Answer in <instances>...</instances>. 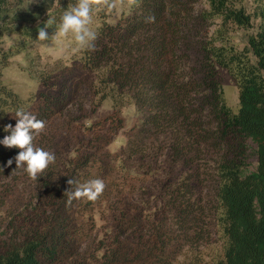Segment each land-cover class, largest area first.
Wrapping results in <instances>:
<instances>
[{"label": "trees", "instance_id": "trees-1", "mask_svg": "<svg viewBox=\"0 0 264 264\" xmlns=\"http://www.w3.org/2000/svg\"><path fill=\"white\" fill-rule=\"evenodd\" d=\"M247 1L135 0L114 22L106 21L105 9L98 10L101 22L94 29V48H80L76 65L62 69L68 83H89L94 106L107 99L112 103L111 114L88 125L78 123L73 112L64 113L77 90L50 83L49 74H39L44 90L25 101L3 85L1 71L8 56L0 50V141L10 134L4 131L7 125L15 127V112L23 109L45 122L34 143L56 158L34 181L32 199L22 213L26 216L0 242V264H44L61 250L64 257L70 252L64 246L78 233L72 225L75 217L95 208L100 214L114 213L100 264H164L166 248L177 233L161 221H150L155 214H149V205H143L135 190L157 177L151 164H157L163 152L182 160L187 153L216 152L215 210L223 244L213 264H264V2L253 0L255 7L248 12ZM76 3L0 0V43L10 35L39 42L38 29L51 21L46 30L53 34L63 13ZM152 16L155 22H147ZM238 28H254L246 38L249 55L233 47L231 34ZM74 68L86 74L76 73L73 80ZM219 68L232 71L237 112L225 102ZM126 105L135 107L141 122L131 127L127 148L119 156L104 147L122 129L120 112ZM19 151L0 143V175L24 172H13ZM157 152L163 155L158 158ZM181 178L173 183L164 176L160 183L166 203L176 210L178 233L186 238L193 204L185 198L186 178ZM69 179H102L105 188L95 201L82 198L68 204L64 193L75 188ZM135 195L142 203L132 200Z\"/></svg>", "mask_w": 264, "mask_h": 264}, {"label": "rangeland", "instance_id": "rangeland-1", "mask_svg": "<svg viewBox=\"0 0 264 264\" xmlns=\"http://www.w3.org/2000/svg\"><path fill=\"white\" fill-rule=\"evenodd\" d=\"M262 1L264 2V0ZM128 4V0H125L124 5L115 12L105 9L106 21H116L120 13L128 8ZM246 5L248 12H252L255 2L249 0ZM97 12L98 10H93L91 25L93 30L101 22ZM58 29L49 35V40L43 42H28L26 40L24 42L17 36H4L0 43V50L7 53L8 61L1 71L2 83L25 101L44 90L39 74H49L50 83H62L69 88V92L77 90L73 100L67 104L64 113H67L68 110L73 112L78 118L77 122L85 125L99 122L112 113V103L107 99L99 106H94V97L89 94L87 87L89 83H85L83 80L79 81V79L74 80L76 73L80 76L86 74L78 71L77 68H74L70 76L74 81L68 83V78H64L62 69L64 72L65 68L68 70V66L74 67L79 60L81 51L74 43L71 34L68 37H62L58 34ZM252 33H254V28L236 29L231 34L233 47L246 53V38ZM246 54L249 55L248 52ZM218 78L227 106L233 112H237L239 107L238 87L232 71L219 68ZM53 89L51 88L50 91ZM70 97L71 95L68 100ZM120 114L124 119V125L112 136L104 149L109 153L122 156L127 148V136L131 127L134 125L138 127L141 121L140 115L133 105L123 107ZM157 154L158 158L163 154L165 156V158L163 156L159 158L160 160L156 159L154 162L157 164H151L157 177L148 178L147 184H138L135 190L141 194L145 202L143 205H149L147 206L150 210L149 214H155V217L151 216L154 219H150V221L154 225L161 221L165 227L177 233V239L171 241L166 248L165 254L168 257L164 264H213L219 256L223 244V235L215 210L217 202L213 161L216 158V152H196L194 155L187 153L183 160L170 157V152L168 154L157 152ZM248 162L251 163L250 160ZM252 166L249 167L250 170ZM164 176L171 178L173 183L179 182L180 177H182L181 179L186 178L184 181L187 184L185 198H189V203L193 204L190 210L191 220L187 221V225H185L186 238L182 231L178 233L181 225H178L179 219L174 217L173 212L176 210L172 208V205L166 203L168 196L161 192L162 183L160 181ZM173 185L176 186V184ZM34 187L35 182L25 172L12 176L0 175V242L11 234L14 224L26 216L25 214L22 216V213L25 212V206L32 199L31 194ZM138 196L135 195L132 199L136 204L142 203ZM35 203L34 199L32 205ZM113 216V212L100 214L98 208H95L93 212L79 213L78 217L74 219L75 222H72V225L75 223L78 228V233L71 245L64 246V248L67 247L66 252H70L61 258L63 250L57 251L52 256L53 258H49V261L44 264H70L76 260L84 261L85 264H100L99 258L105 244L103 238L106 236L107 223Z\"/></svg>", "mask_w": 264, "mask_h": 264}, {"label": "clouds", "instance_id": "clouds-1", "mask_svg": "<svg viewBox=\"0 0 264 264\" xmlns=\"http://www.w3.org/2000/svg\"><path fill=\"white\" fill-rule=\"evenodd\" d=\"M130 4H134L135 0H128ZM125 0H77V3L70 6L61 17L58 34L62 37H68L70 34L74 43L78 48L93 49L94 42L97 39V33L92 29L93 10L108 9L115 12L122 7ZM147 22H155V17H148ZM51 21H47L45 27L38 29L37 41L43 42L49 40L50 36L47 32V25ZM16 124H11L4 129L10 134L5 136L0 143L8 148H18L19 153L13 158L16 168L23 169L28 177L35 181L43 175L51 164L55 163V155L35 145L34 141L41 133L44 132L46 124L44 121L36 118L30 112L19 109L15 112ZM13 159L7 161V165L11 166ZM69 186L75 185L65 191L67 203L76 199L86 198L89 201H95L102 195L105 183L102 179H92L85 183H78L73 179L67 181Z\"/></svg>", "mask_w": 264, "mask_h": 264}]
</instances>
